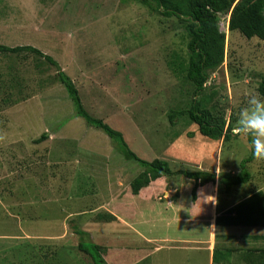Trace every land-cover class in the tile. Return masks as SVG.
Here are the masks:
<instances>
[{
	"label": "rangeland",
	"instance_id": "374dc122",
	"mask_svg": "<svg viewBox=\"0 0 264 264\" xmlns=\"http://www.w3.org/2000/svg\"><path fill=\"white\" fill-rule=\"evenodd\" d=\"M220 31L224 59L207 70L205 93L212 94L210 106L224 117L225 127L237 134L228 141L201 136L186 117L172 126L168 122L171 109L187 108L192 99V87L171 64L176 57L187 58L186 35L174 18L162 19L133 0H0V45L31 46L51 56L92 117L119 131L138 157L163 159L173 172L236 174L250 154L247 137L236 126L247 98L260 97L264 43L225 27ZM45 132L49 138L36 143ZM0 137V221L6 220L0 233L19 230L24 217L33 224L45 217L67 230L60 235L73 242L77 236L68 223L74 221L105 249L107 264H191L192 259L207 264L206 252L199 251L205 246L190 244L204 243L208 226L177 225L169 212H157L163 203L134 197L129 183L140 168L75 115L55 68L33 54H0ZM248 170L252 180H264V162L254 159ZM171 177L186 183L182 175ZM171 177L150 190L169 189ZM108 211L119 220L96 221L98 213ZM218 226L220 236L225 232ZM48 233L58 236L55 229ZM41 240H35L34 250L43 253L47 242ZM1 244L12 249L0 264L43 263L31 241ZM82 264H92L83 253Z\"/></svg>",
	"mask_w": 264,
	"mask_h": 264
},
{
	"label": "trees",
	"instance_id": "16d2710c",
	"mask_svg": "<svg viewBox=\"0 0 264 264\" xmlns=\"http://www.w3.org/2000/svg\"><path fill=\"white\" fill-rule=\"evenodd\" d=\"M147 8L151 14L162 19H172L186 35L187 58L183 62L180 57L171 61L174 69H178L186 82L192 87V99L187 108L171 109L167 114L170 126L179 118L186 117L189 122L196 125L201 136L219 141H228L233 134L232 129L225 127V119L218 116L210 102L212 94L206 95L208 74L207 70L218 66L223 62L225 53V34L218 27L220 15L228 18V32L237 31L246 39L257 38L264 43V0H133ZM29 53L43 59L54 67L58 82L63 86L69 100L72 102L74 113L84 120L88 127L101 131L110 141L115 152L125 161L134 162L140 168V172L129 183V191L137 195L139 191L150 183L160 178H168L173 175H182L193 182L191 198L194 201L197 187L208 183H215L216 176L207 171H178L173 172L167 161L154 159L146 161L134 153L125 142L122 134L114 130L100 119L92 117L83 107L78 90L71 78L65 74L59 64L49 55L31 46L8 47L0 45V54ZM258 93L264 99V75L261 78ZM58 129V128H57ZM49 138L47 132L43 133L36 143H41ZM250 146V154L239 164L236 174L221 175L217 180L225 192H230L234 187L249 183L251 173L248 164L254 160L252 155L251 140L247 137ZM248 207L246 203L237 205L232 211H236L237 218H231L229 212L226 217V225L244 224L257 225L252 220V212H242L240 209ZM236 209V210H235ZM97 222L111 223L115 217L109 212L98 213L95 216ZM218 217L216 224L220 223ZM68 227L77 236V249L87 255L92 264H107L104 260L105 249L94 243L88 232L79 228L74 221H69ZM222 253L213 254V264H222L226 260Z\"/></svg>",
	"mask_w": 264,
	"mask_h": 264
},
{
	"label": "crops",
	"instance_id": "0c3cea01",
	"mask_svg": "<svg viewBox=\"0 0 264 264\" xmlns=\"http://www.w3.org/2000/svg\"><path fill=\"white\" fill-rule=\"evenodd\" d=\"M228 18L229 16L227 15L225 17L227 30ZM217 178L218 176L216 175L215 183H208L204 186L197 187L194 201L192 198L188 200L187 197H185V194L188 193L190 189H193L194 186L193 182L187 178H185L186 183L183 185V182L176 181L178 178L171 177L169 189H167V186L164 188L158 186V190L151 191L150 189H153L156 184L165 181L163 178L157 179L150 183L149 186L141 189L134 197L139 200L144 199L150 203L153 201L163 203L160 204L162 208L157 212H169L177 225L194 227L196 225L206 224L209 228V235L204 243H202V241H192L190 245L194 247L205 246L203 250L199 251L206 252L207 264H213L212 259L214 252H220L226 256L227 259L224 260L222 264H264V180L256 182V180H252L251 177L249 183L236 186L228 193L224 191L220 194L223 187L219 185ZM177 184L183 186L178 187L176 186ZM165 194H168L167 199L162 201V198H159L158 200L159 195L164 196ZM207 196L216 197L217 202L215 204L204 202ZM243 203H246L248 207L240 210L242 212H252L251 215H253V217L251 218L258 222V224L253 226L244 224L224 226V223L226 224V217H228L227 214L233 212L230 214V217L237 218L236 211H232V209ZM126 212L131 213L133 216L137 214L136 209L135 211L127 209ZM110 214L115 217V220H119L115 212H111ZM217 217L221 219L220 224L223 226L222 231L224 230L225 232L220 234V236L218 233L220 226L216 224ZM24 219L25 225L22 227ZM24 219H21L22 221L20 220V225H18L21 226L22 229L18 227L17 229L19 230L7 235L0 233V246H2L1 243L9 239L13 241L25 240L34 243L32 247L34 250V246L36 245L35 240L42 239L41 241L47 242V244L42 243L41 246L44 252H39L40 247H38L37 251L34 250L35 252L43 254L42 264H82V253L77 249V240L73 239L71 240L73 242H67L65 240L67 237V235L65 236L67 230L60 229L55 220L43 217L40 223L33 224L31 220L26 221L28 218L24 217ZM3 221L6 222L5 219H1L0 222ZM24 227L26 228L25 230L23 229ZM33 227L37 229L34 228L33 230ZM51 229L57 230L58 236H55V234L53 237V234L48 233ZM63 232L65 233L60 235V233ZM35 233L37 235H35ZM71 235H73V233ZM35 247L37 248V246ZM11 249L10 247L8 249L0 247V262L8 260L5 254L8 255ZM27 249L29 248L27 247ZM37 257L41 258L39 254ZM36 261L37 264H40L38 260ZM190 261L191 264L194 263L193 259Z\"/></svg>",
	"mask_w": 264,
	"mask_h": 264
},
{
	"label": "clouds",
	"instance_id": "9594fccd",
	"mask_svg": "<svg viewBox=\"0 0 264 264\" xmlns=\"http://www.w3.org/2000/svg\"><path fill=\"white\" fill-rule=\"evenodd\" d=\"M246 104L247 106L240 110L236 131L240 135L250 137L254 159L264 162V99L258 95H250ZM204 202L215 204L217 201L216 197L207 196Z\"/></svg>",
	"mask_w": 264,
	"mask_h": 264
},
{
	"label": "built area",
	"instance_id": "2783aa9c",
	"mask_svg": "<svg viewBox=\"0 0 264 264\" xmlns=\"http://www.w3.org/2000/svg\"><path fill=\"white\" fill-rule=\"evenodd\" d=\"M218 27H219V30H220V27L223 29L224 27L226 28V25H225V19L221 20L220 23H218Z\"/></svg>",
	"mask_w": 264,
	"mask_h": 264
}]
</instances>
